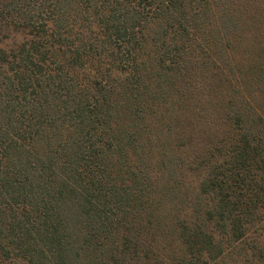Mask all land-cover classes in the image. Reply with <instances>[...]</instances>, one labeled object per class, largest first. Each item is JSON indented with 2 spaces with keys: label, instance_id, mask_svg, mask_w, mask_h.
<instances>
[{
  "label": "trees",
  "instance_id": "trees-1",
  "mask_svg": "<svg viewBox=\"0 0 264 264\" xmlns=\"http://www.w3.org/2000/svg\"><path fill=\"white\" fill-rule=\"evenodd\" d=\"M0 264H264V0H0Z\"/></svg>",
  "mask_w": 264,
  "mask_h": 264
}]
</instances>
